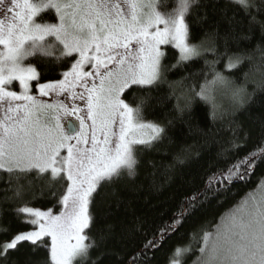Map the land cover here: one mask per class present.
I'll return each instance as SVG.
<instances>
[{
    "label": "snow or ice",
    "instance_id": "snow-or-ice-1",
    "mask_svg": "<svg viewBox=\"0 0 264 264\" xmlns=\"http://www.w3.org/2000/svg\"><path fill=\"white\" fill-rule=\"evenodd\" d=\"M230 2L264 31V19H257L264 16V0ZM200 6L201 0H176L172 10L165 12L159 0H0V181L6 185L0 189V204L47 190L60 207L56 213L51 207L30 206L29 201L12 209L23 217L20 223L32 228L14 233L0 228V235L7 237L0 241V260L22 242H30L34 250L48 249L47 264L87 261L96 242L85 230L93 222L90 206L100 187L124 176L135 177L140 164L137 149L151 148L165 134L161 124L144 119L149 95L139 97L133 106L122 94L133 86L151 87L164 79L169 69L162 62L166 54L161 45L179 49L180 61L215 53L218 33L214 30L205 33L200 44L189 43L187 16ZM45 9L55 10L57 22L37 19ZM56 51L58 62L72 58L70 66L59 79L42 83L27 58L51 57ZM243 59V54H233L226 67L234 68ZM13 81L19 82L20 91L11 90ZM31 81H36L41 97L64 99L53 103L38 99L31 94ZM217 81L230 83L219 72L211 83ZM192 92L207 98L204 85L199 92L193 86ZM233 98L242 107L250 97L238 87ZM232 123L231 138L217 153L216 163L201 175L199 186L184 192L167 220L142 233L143 243L124 264H149L148 254L162 247L198 207L234 183L248 181L264 164V127L252 150L241 154L250 135L241 136L243 129ZM192 158L188 146L171 163L162 164V175L170 177ZM147 163L156 168L153 161ZM111 231L112 226H107L101 238ZM45 238H50V245ZM190 251L176 247L169 264H182L180 257ZM199 253V264H264V195L249 194L230 210L223 226L202 229Z\"/></svg>",
    "mask_w": 264,
    "mask_h": 264
},
{
    "label": "trees",
    "instance_id": "trees-1",
    "mask_svg": "<svg viewBox=\"0 0 264 264\" xmlns=\"http://www.w3.org/2000/svg\"><path fill=\"white\" fill-rule=\"evenodd\" d=\"M175 3L176 0H159L160 10L171 11ZM37 19L53 22L54 14L43 11ZM187 22L191 44H200L207 32H217L216 51L180 61L177 50L166 45L162 62L169 70L164 79L151 87L133 86L125 90L122 98L133 106L139 97L150 96L143 109L144 119L161 124L165 134L162 141L151 148L137 149L140 164L135 177L124 176L100 187L90 206L93 222L90 229L85 230L96 246L90 250L86 262L78 260L74 264H124L143 243L142 233L167 220L184 192L199 186L201 175L216 163L217 153L231 138L233 121L243 129L241 136L245 132L250 135L241 154L251 151L260 136L264 127V31L259 24H252L250 17L230 0H201V6L187 16ZM233 54H243L245 59L236 67L228 68L229 56ZM249 56L251 59L247 58ZM55 57L37 54L30 59L37 68L40 82L59 79V74L70 66L72 58L58 62ZM216 72L230 83H211ZM201 85L205 86L207 98L192 92L193 86L195 92H199ZM238 87L246 90L250 97L242 107H238L233 98V91ZM188 146H192L194 158L177 166L170 177L162 175V164L171 163ZM196 153H199L198 158ZM150 160L156 164L155 169L147 163ZM4 187L6 185L0 181V189ZM249 194L257 198L264 195V164L256 168L248 181L234 183L228 191L198 207L163 241L162 247L148 254L149 264H169V257L178 246L191 249L180 257L182 264H199L202 229L212 231L213 225L223 226L230 210H235ZM29 201L30 206L51 207L54 212L60 208L50 191L41 194L37 190L21 200L0 204V228L7 227L12 233L29 230L31 225L20 223L23 217H17L12 210ZM107 226H112V231L104 233L102 239V230ZM6 238L0 235V241ZM47 261L46 247L34 250L30 242H22L18 250L11 251L0 264H47Z\"/></svg>",
    "mask_w": 264,
    "mask_h": 264
},
{
    "label": "rangeland",
    "instance_id": "rangeland-1",
    "mask_svg": "<svg viewBox=\"0 0 264 264\" xmlns=\"http://www.w3.org/2000/svg\"><path fill=\"white\" fill-rule=\"evenodd\" d=\"M44 11H52L53 14H54V21H53V22H57V17H56V13H55V10H54V9H45ZM46 39H48L50 42H51V41H54V37H48V38H46ZM166 45H171V44H166ZM166 45H161V46H160V47H161V50H162L163 52H164L163 48H164ZM171 46H173V45H171ZM2 47H3V46H0V49H2ZM58 47H59V48H62V46H59V45H58ZM173 47H174V46H173ZM174 48H175V47H174ZM175 49H176V48H175ZM176 50H177V52H178V54H179V56H180L179 49H176ZM54 55H59V52L56 51ZM73 56L75 57L76 54L74 53ZM32 57H34V56H32ZM32 57L27 58L26 63H27V62H30V59H31ZM193 58H194V57H193ZM86 67H87V66H86ZM35 83H36V81H31V82H30V84L32 85L31 94H32V95H35L38 99L43 100V101H45V102H47V103H53V102H55L57 99H64L63 96L57 98V97L54 96V95L41 97V96L39 95V92H38V91L35 89V87H34ZM42 83H43V82H42ZM97 83H98V81H97ZM10 88H11V90H13V91H20V88H19V82H18V81H13V84L10 86ZM122 95H123V94H122ZM75 103H77V104L81 105V107H83V102L77 100V101H75ZM2 114H3L2 111H0V116H2ZM85 114H86V109H85ZM69 119L74 120L75 118H74V117H69ZM77 123H78V122H77ZM65 154H66V153H65ZM59 210H60V208H59ZM59 210H58L56 213H58ZM31 228H32V226H31ZM31 228H30V229H31ZM30 229H29V230H30ZM26 231H27V230H26ZM47 239H48V242H49V245H50L51 240H50V238H47ZM73 242H74V241H73Z\"/></svg>",
    "mask_w": 264,
    "mask_h": 264
}]
</instances>
